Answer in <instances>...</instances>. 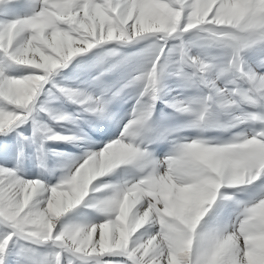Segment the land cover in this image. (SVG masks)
Masks as SVG:
<instances>
[{
  "label": "clouds",
  "instance_id": "9594fccd",
  "mask_svg": "<svg viewBox=\"0 0 264 264\" xmlns=\"http://www.w3.org/2000/svg\"><path fill=\"white\" fill-rule=\"evenodd\" d=\"M49 3L0 32V49L10 50L0 59V98L10 109L7 119L0 115V135L32 121L41 145L91 143L57 130L78 129L81 118L51 101L67 100L108 124L126 92L135 104L119 136L66 157L56 184L11 170L4 194L11 213H0V236L11 232L4 245L131 250L139 264H264V72L248 59L260 54L264 66V0H198L187 17L161 14L150 7L155 0H120L111 15H81L74 0ZM69 69L96 71L97 85L117 71L125 78L97 93L87 80L61 83ZM172 77L209 91L165 101L182 119L163 125L156 105ZM165 143L168 153L157 155L154 145Z\"/></svg>",
  "mask_w": 264,
  "mask_h": 264
},
{
  "label": "rangeland",
  "instance_id": "374dc122",
  "mask_svg": "<svg viewBox=\"0 0 264 264\" xmlns=\"http://www.w3.org/2000/svg\"><path fill=\"white\" fill-rule=\"evenodd\" d=\"M30 11L31 0H12L11 3L0 7V23H4L19 17L26 16L30 13ZM128 51H135V49H128ZM248 59L250 60V62L252 61L251 63L254 69L260 72H264V66H262L260 63V54L252 53L249 55ZM64 75L67 76L68 79L61 80V83L67 84L68 86L72 87L86 86L81 85V80H87L90 84H92L90 90H94L97 93L99 92L101 87H119L120 83H122L125 78V74L123 72L117 71L113 74L103 77L102 83L97 85L92 83L91 81V77L98 75L96 71L87 72L83 76H81L80 73L74 72L72 69H69L66 73H64ZM167 86V89L171 86L172 89L175 90L173 91V95H175L176 99H186L190 97H195L206 94L209 91L208 88L203 84H199L198 86L194 87H189L176 77L169 78L167 80ZM53 91L55 90L53 89ZM166 92H168V90ZM162 102L163 101L161 100L156 105L157 120L160 121L163 125H174L180 123L182 118H178L173 112V110L167 104ZM50 103L52 104V106L57 107L63 111L80 116L81 123H83L82 121L85 122L90 120L92 123H89L92 125V127L94 124L95 127H97V125L100 126L101 124H104L96 120L95 118L90 117L87 113L81 112L77 105L72 104L67 100H53ZM134 104L135 98H133L130 92H126L121 99L117 100L114 105L111 106L112 111L118 114L117 123L122 117H124L123 122L120 121L118 125L117 132H119V134L120 129H122L124 125L123 123L125 119H127L128 121V119L130 118V112ZM118 106H122L123 109L119 111ZM39 119L47 121L48 123H52L48 119V117L43 113L40 114ZM57 130L62 131L65 134H70L73 131H77L80 132V134L82 135H90L89 137H91L93 134L92 130L97 132V130L93 128L91 130L90 127H86L82 124H79L78 129L70 125L67 128L58 127ZM90 132H92V134ZM119 134L117 133L115 136L117 137L119 136ZM185 135H193V133H185ZM109 141L110 139H107V141L106 139H104L103 141L101 140L99 146L94 147V149L104 147V145ZM162 145L163 152L161 154V151H159L161 149L157 148V155L158 153H160L161 156H164L166 154L165 146L167 147L168 144L165 143V145ZM80 152L82 151H80V149L75 148L74 143L48 141L47 143L41 145L39 138L35 134V128L32 121H29V123L9 132L6 135H0V166L10 169H17L19 170L20 174L23 175L26 179H41L49 184H56L59 181L60 177L63 174V166L68 162L66 157L77 156ZM82 154L83 152L80 153L78 156ZM49 162L51 163L49 165V168L53 171L55 176L52 181H46L44 179L45 176L43 173L44 170L48 168V165L46 164ZM40 165L43 168L42 171L38 169L40 168ZM45 172L49 173V171ZM83 211L87 216L96 218L94 213L88 212L87 210ZM25 243L26 242L24 241L20 242L21 245H25ZM35 248L36 246L15 247L13 245H10V250L7 257V264H22L23 260H27L29 264H42V262L46 259L54 258V251L52 247L47 245L39 246V252L34 251Z\"/></svg>",
  "mask_w": 264,
  "mask_h": 264
},
{
  "label": "snow or ice",
  "instance_id": "6c2138e0",
  "mask_svg": "<svg viewBox=\"0 0 264 264\" xmlns=\"http://www.w3.org/2000/svg\"><path fill=\"white\" fill-rule=\"evenodd\" d=\"M11 2L12 0H0V7ZM119 2L120 0H74L76 10L79 11L81 15H83L85 11L92 14L106 13L111 15ZM49 7L50 3L45 4V0H31L30 13L26 16L0 23V32L8 31L11 29L12 25L16 24L18 21H26L34 17L36 13L40 12L42 9L46 12ZM150 7L156 9L161 14L175 12L177 14L182 13L184 17H187L188 13L196 14L200 9L198 0H155V3L150 5ZM9 56V49H0V59H8ZM208 86L211 87L210 84ZM0 109H3L0 115L7 119L10 109L6 105V101L2 98H0ZM5 131L8 132L10 130L6 128ZM11 170L13 169L0 166V181L4 182L0 183V213H4L5 215H10L11 213V208L4 198L6 182ZM8 235H11V232L4 236H0V245H3V247L0 248V264H7L11 241H9L8 245H4V241L8 238ZM13 239L15 240L16 237H13ZM65 262L66 264H139L135 251L131 250L123 255H114L109 252L107 248H102L89 254L87 251L83 250L79 252H69L60 246L56 247L54 258L46 259L42 264H65Z\"/></svg>",
  "mask_w": 264,
  "mask_h": 264
},
{
  "label": "bare ground",
  "instance_id": "6f19581e",
  "mask_svg": "<svg viewBox=\"0 0 264 264\" xmlns=\"http://www.w3.org/2000/svg\"><path fill=\"white\" fill-rule=\"evenodd\" d=\"M252 62V61H251ZM250 62V60H249V63L252 65V63ZM252 67H253V65H252ZM172 85V84H171ZM207 87V86H206ZM168 92H166V95L164 96V99L162 100L163 102L162 103H165V101H174L175 99H176V97H175V95H173V91H175V90H173L172 89V87L170 86L168 89ZM166 104V103H165ZM114 105V104H113ZM118 110L119 111H121L122 109H123V107L122 106H118ZM125 108V107H124ZM131 109V108H130ZM120 115H122V114H120ZM123 118L124 117H122L121 119H120V121H122L123 122ZM119 120V119H118ZM119 121V122H120ZM83 123V125H85L86 127H88L87 126V121H86V123L84 122V121H82ZM119 122L116 124L115 122V124L114 123H112V124H108V123H104V124H101L100 126L99 125H97V127H92L93 129H95V130H97V132H95V131H93L92 130V128H91V130H92V132H93V134H92V136L91 137H89L90 135H87V138L91 141V143H87V142H81V143H79V144H75L74 143V145H75V148H77V149H80V151H82V152H84L85 151V148H88V147H91V148H93L94 149V147H96V146H99V143L101 142V140L103 141L104 139H106V141H107V139H110V140H113L112 138H115L116 136V134L118 133L117 131H118V125H119ZM98 124V123H97ZM77 129V128H76ZM99 130V131H98ZM92 132H90V133H92ZM71 134V133H70ZM101 145V144H100ZM165 145V144H164ZM155 147V146H154ZM156 148V147H155ZM161 148V147H160ZM165 150H166V153H167V151L169 150V146L167 145V147L165 146ZM159 151H161V154H162V152H163V150H162V148H161V150H159ZM79 152V151H78ZM82 152H80V153H82ZM80 153H78V155L80 154ZM161 154L160 153H158V155H160L161 156ZM77 155V156H78ZM46 181H52L53 180V178H51V176L49 175V176H45V178H44Z\"/></svg>",
  "mask_w": 264,
  "mask_h": 264
}]
</instances>
